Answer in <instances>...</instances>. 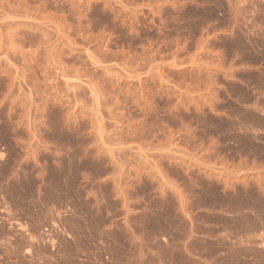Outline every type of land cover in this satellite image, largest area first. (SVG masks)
Segmentation results:
<instances>
[{
    "label": "rangeland",
    "instance_id": "rangeland-1",
    "mask_svg": "<svg viewBox=\"0 0 264 264\" xmlns=\"http://www.w3.org/2000/svg\"><path fill=\"white\" fill-rule=\"evenodd\" d=\"M0 264H264V0H0Z\"/></svg>",
    "mask_w": 264,
    "mask_h": 264
}]
</instances>
